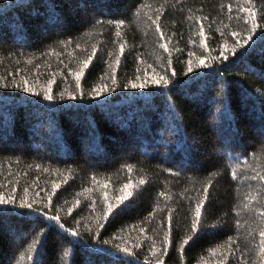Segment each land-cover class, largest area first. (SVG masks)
Wrapping results in <instances>:
<instances>
[{
  "label": "trees",
  "instance_id": "trees-1",
  "mask_svg": "<svg viewBox=\"0 0 264 264\" xmlns=\"http://www.w3.org/2000/svg\"><path fill=\"white\" fill-rule=\"evenodd\" d=\"M0 264H264V0H0Z\"/></svg>",
  "mask_w": 264,
  "mask_h": 264
},
{
  "label": "snow or ice",
  "instance_id": "snow-or-ice-1",
  "mask_svg": "<svg viewBox=\"0 0 264 264\" xmlns=\"http://www.w3.org/2000/svg\"><path fill=\"white\" fill-rule=\"evenodd\" d=\"M201 63H204V61H201ZM156 82L159 83V81ZM49 99H51V97H49ZM197 215H199V212H197Z\"/></svg>",
  "mask_w": 264,
  "mask_h": 264
}]
</instances>
